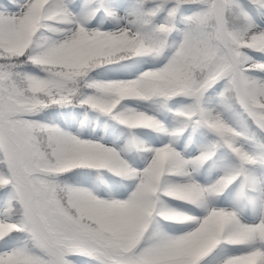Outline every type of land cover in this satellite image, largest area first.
<instances>
[{"label": "snow or ice", "instance_id": "1", "mask_svg": "<svg viewBox=\"0 0 264 264\" xmlns=\"http://www.w3.org/2000/svg\"><path fill=\"white\" fill-rule=\"evenodd\" d=\"M0 264H264V0H0Z\"/></svg>", "mask_w": 264, "mask_h": 264}]
</instances>
